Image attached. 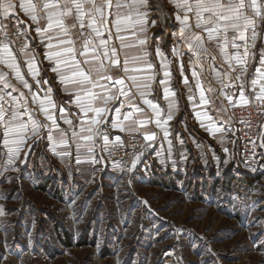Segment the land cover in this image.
<instances>
[{
    "label": "rangeland",
    "instance_id": "obj_1",
    "mask_svg": "<svg viewBox=\"0 0 264 264\" xmlns=\"http://www.w3.org/2000/svg\"><path fill=\"white\" fill-rule=\"evenodd\" d=\"M175 12L173 0H149L147 39L153 49L158 44L163 50L169 64L163 73L171 74L168 87L183 104L197 80L193 71L210 69L217 78L222 61L229 62L206 39L199 63L183 44L177 45L182 55H174L177 42L169 33L179 30ZM262 35L246 76L248 101H257L248 88L264 46ZM21 46L17 40L15 47ZM227 67L223 73L239 74ZM231 95L232 103L223 101V172L218 160L212 167L197 158L195 167L181 144L180 168L171 160L151 162V178L164 187L141 178H114L107 169L124 166L107 161L76 173L73 162L39 160L41 146L31 144L29 152V140L10 161L0 143V264H264V177L254 186L249 182L264 169V148L244 149L227 112L229 104H240L239 90ZM180 117L185 126L189 114L182 111ZM259 133L264 134V118Z\"/></svg>",
    "mask_w": 264,
    "mask_h": 264
},
{
    "label": "snow or ice",
    "instance_id": "obj_2",
    "mask_svg": "<svg viewBox=\"0 0 264 264\" xmlns=\"http://www.w3.org/2000/svg\"><path fill=\"white\" fill-rule=\"evenodd\" d=\"M173 3L176 9L175 20L179 22V30L169 33L177 42L173 46V54L182 55L177 45H186L187 51L196 54L195 63H199L201 55L207 52L202 41L206 39L207 42H214L229 62V68L232 71L239 68L235 82H232L231 72H224L217 77L222 89L238 87V103L247 104L246 76L250 61L256 59L253 49L258 34H264V27H260L258 33V27L264 25V0H173ZM17 10H22L30 17L40 43L45 48V59L50 62L51 71L58 77L63 90L71 92V104L77 109L76 113L57 104L52 87L44 88L50 82L41 79L38 54L30 45L24 43L19 49L15 47L16 41L28 33L10 32L3 21L15 16L16 23L22 25L24 22L19 20ZM148 13L149 0H21L18 4L12 0H0V17L3 18L0 20V138L10 161L19 157L21 147L28 140L35 144L43 139L40 133L44 130H47V139L52 142L54 151L57 140L61 144H68L71 139L76 143L77 153L81 148H86L92 154L93 146L89 143L81 144V141L91 142L97 136L103 137L107 148L109 139L102 126L109 122L110 113H115L111 126L121 130L124 122L132 130L137 125L143 126L151 121L150 117L148 121L137 118V114L145 115L138 99H143V104L151 108L156 126L163 129L164 137L168 138L166 125L174 114V102L169 99L174 95L168 87L169 71L165 70L164 79L159 81L164 85V98L168 100L166 119H163L160 106L148 98L156 79L155 66L149 60L146 49L145 25ZM138 32L145 33V38L139 39ZM125 33H130L137 43L130 41ZM116 40L119 41V49ZM121 55L124 57L123 75L113 77L112 70L121 67ZM155 55L160 57L161 68L167 69L169 64L165 62L166 57L158 44ZM192 75L197 79L196 87L201 89L200 104L207 105L209 101L201 88L199 75L196 71ZM225 76L229 81L227 83L224 81ZM26 77H30L34 83H30ZM16 82L27 92L17 87ZM184 83L188 84L187 77H184ZM250 87L255 99L264 102V46L259 51V66L255 68ZM225 95L229 103H232L233 96ZM189 99L193 97L190 95ZM193 107L197 105L193 104ZM128 108L134 111H128ZM38 112L44 114L45 121L34 118ZM72 116L76 117L75 121L70 118ZM196 117L202 126H205V120L209 121L207 127L213 134L223 131L212 122L207 110L196 111ZM58 120L63 121L68 128H61ZM77 124L79 131L75 130ZM155 135L149 133L144 139L152 141ZM260 140V147L264 148V134H261ZM119 141L120 137H117L116 142ZM250 143L253 148L256 147V141ZM28 147L30 152L32 145ZM57 154L68 155L67 152ZM139 159V155L133 158L132 168H135Z\"/></svg>",
    "mask_w": 264,
    "mask_h": 264
},
{
    "label": "crops",
    "instance_id": "obj_3",
    "mask_svg": "<svg viewBox=\"0 0 264 264\" xmlns=\"http://www.w3.org/2000/svg\"><path fill=\"white\" fill-rule=\"evenodd\" d=\"M14 4H18L21 2V0H12ZM17 15L19 16V20L23 21L24 23L22 25H18L16 23V18L15 16L11 17L10 20L8 21H3L8 28V31L10 32H27L28 35L23 37L22 39L18 40L21 41V44L27 43L30 45V47L38 54V62L40 65V77L41 79H47L50 83L48 85H44V88L47 87H52L54 89V98L57 102L58 105L62 104L67 110L71 111L72 113H76L77 109L73 104H71L72 100V94L71 92H65L63 90V86L60 84L58 77L56 74H54L51 71V64L48 60L45 59L44 53H45V48L44 46L40 43V38L37 36L35 30H34V25H32V22L30 20V17L25 14L22 10H17ZM3 18L0 17V20ZM31 26V27H30ZM147 32L146 36L148 38V27L145 25ZM114 32V29H113ZM156 32V31H155ZM125 35L128 36L129 40L132 41L133 43H137L136 40L132 39V36L130 33H125ZM137 37L139 39H144L145 38V33H137ZM115 39V38H114ZM117 48L119 49V41H115ZM146 49L149 52V60L154 64V71L156 73V79L152 83L151 87V95L148 97L149 99H152L155 103H157L160 108L162 109V115L163 119L167 118V109H168V100L164 98V85L160 84L159 81L163 79V68L160 66V57L155 55V49L156 47H151L149 45V41L147 39V45ZM161 49V48H160ZM163 52V50L161 49ZM164 53V52H163ZM165 56V55H164ZM123 55H121V67L120 68H114L111 72V75L113 77H118L123 75L122 71V61H123ZM223 65H226V69L231 71V68H229V63L226 61L223 63ZM257 66H259V57L257 61ZM223 65L222 67L217 68L219 70V74L217 76L223 74ZM255 67V68H256ZM239 68H236V71ZM7 71V69H5ZM26 72V68L24 69ZM202 72V70H200ZM199 73V81L201 84V88L205 92V96L208 99L209 103L207 105H201L200 104V88L196 87L197 80H195L194 83V88L191 87L190 89L184 93L183 97V104H181V101H179V98H181L180 95H177L175 91L170 89L171 93H174L173 96H170L169 99L174 102V108H173V119L168 121L166 127L169 132V136L166 139L164 137V130L161 128H158L155 124V114L152 112L151 108L143 104V99H138V104L140 107L144 108L145 115L140 116L137 114L138 119H143L145 121L149 120V117L151 118L150 122H146L143 126L137 125L135 128H138L140 134L142 135L143 139L145 135L149 133H155V137L152 141H146L144 139V146L139 154L140 159L137 161V164L135 168H132V164L124 166V170H119L117 168H112L115 170L107 169V171L111 172V176L114 178L117 177H123L129 179L132 177V180H137L139 178L144 180L151 181V184H156L157 180L152 179L151 177L153 176V173L151 171V162L161 159V160H171L173 167L180 168V162L183 161V157L180 152V147L183 145H187L188 147V159L192 160L193 164H195V167L197 163L195 162L198 158V161L200 162L205 161V162H212V167L215 165L213 161H217L220 168L219 172H223V131L219 133L213 134L211 131L208 130L207 125L209 124V121L205 120L204 124L205 126L201 125V121L197 119L196 117V111H203L207 110L209 116L212 117V122H214L217 126L221 127L223 129V124L226 122L223 119V101L228 99L226 98L225 93L228 95H231L232 93L238 92V87L237 88H230V89H222L221 87V82L219 79L214 78L213 74L210 69L204 70V74ZM234 72V71H233ZM238 72V71H237ZM254 72L252 71L251 73V79L254 77ZM233 74V73H232ZM234 75V74H233ZM235 76V75H234ZM233 77V76H232ZM29 79L30 83H34L30 77H26ZM234 79V77H233ZM14 80V76H13ZM226 81H228V78H226ZM232 82H235L232 81ZM16 86L19 87L22 91L27 92L26 89L22 88V85H20L18 82H16ZM250 86V85H249ZM208 89H212V91H208ZM251 91V87L248 88ZM224 92V93H223ZM15 94V93H14ZM192 96L193 99L190 100L189 96ZM239 97V95H238ZM227 104V102H225ZM224 103V104H225ZM193 104L197 105L196 108L193 107ZM234 104V103H233ZM186 109V110H184ZM128 111H134L131 108L127 109ZM182 111H187V113L190 116L189 121L185 122V126H181L180 123V115ZM184 113V112H183ZM35 119H38L40 121H45L46 118L42 112H38L34 115ZM70 118H73L74 121L76 120V117L72 116ZM26 119V117H25ZM115 119V113L112 112L109 114V122L102 126L103 131L107 133L108 136L116 135L122 132L123 130L129 129L127 127V122H124V128L121 130V128H113L111 126V120ZM123 117L121 116V120ZM50 124V122H47ZM58 123L61 128L67 129L68 126L63 123V121H59ZM76 131H79V125L77 124V127L75 128ZM54 135H56L54 133ZM40 136L43 137V139H40L37 143L34 144L32 140H29L30 145L31 144H39L41 146V152L43 153L38 154L39 160H49V161H57V162H73L74 167L76 168V173H79L78 171H83L84 169H88L90 167H96L97 165H100L101 163L104 164L106 163V155H103L101 151L105 153L104 150V141L102 136H97L93 138V141L91 142H85L81 141V144L89 143L93 146L94 151L92 154H89L87 152L86 148H81L80 152L77 153L76 151V143L69 139L68 144H61L57 140L56 145H55V151L53 150V145L52 142L47 139V130H44L40 133ZM260 136L261 134L259 133V136L257 138V144L256 147L258 151L262 152L263 148L260 147ZM169 140L171 141V151H169ZM1 146L3 145V140L1 139ZM182 144V146H181ZM1 148V147H0ZM3 149L7 150L5 147H2ZM167 150L168 152H166ZM217 150L219 152H217ZM213 151V152H212ZM67 152L68 155L62 156L58 155L57 153H63ZM4 153V152H3ZM157 153H161V155H157ZM7 158L9 159L8 155ZM41 156H43L41 158ZM79 156V163L77 162V157ZM162 157V158H161ZM93 158L95 159V163H93ZM2 160V159H1ZM56 165H60L61 163H56ZM208 166V165H207ZM193 168V167H192ZM209 172L215 171L214 168L210 169V167H206ZM104 169V168H103ZM131 169V170H129ZM92 170V169H91ZM99 170V169H98ZM193 170V169H192ZM195 170V169H194ZM212 170V171H211ZM196 171V170H195ZM94 172V171H93ZM172 172H175L174 168ZM216 174L218 171H215ZM258 174H255L258 176V179L253 181L251 184L254 186L255 182L258 180H261L262 177H264V169H258ZM173 175V174H171ZM252 175V176H255ZM251 176V177H252ZM157 185H161L164 187L165 185L163 183H160Z\"/></svg>",
    "mask_w": 264,
    "mask_h": 264
},
{
    "label": "built area",
    "instance_id": "obj_4",
    "mask_svg": "<svg viewBox=\"0 0 264 264\" xmlns=\"http://www.w3.org/2000/svg\"><path fill=\"white\" fill-rule=\"evenodd\" d=\"M227 112L234 124L235 129L239 130L241 143L250 148L256 141L260 126L264 118V103L250 101L247 104H229ZM120 137L119 143L116 138ZM109 143L104 147L107 162L111 166H127L132 164L134 157L139 155L144 146V139L136 129H126L119 134L108 136Z\"/></svg>",
    "mask_w": 264,
    "mask_h": 264
},
{
    "label": "trees",
    "instance_id": "obj_5",
    "mask_svg": "<svg viewBox=\"0 0 264 264\" xmlns=\"http://www.w3.org/2000/svg\"><path fill=\"white\" fill-rule=\"evenodd\" d=\"M257 179H258V176H256V175H255V176H252V177H251V180H249V182L252 183L253 181H255V180H257Z\"/></svg>",
    "mask_w": 264,
    "mask_h": 264
}]
</instances>
